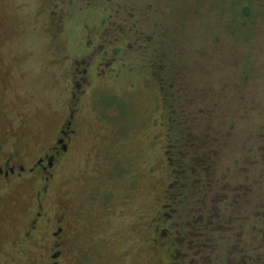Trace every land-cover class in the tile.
<instances>
[{"label": "rangeland", "instance_id": "obj_1", "mask_svg": "<svg viewBox=\"0 0 264 264\" xmlns=\"http://www.w3.org/2000/svg\"><path fill=\"white\" fill-rule=\"evenodd\" d=\"M250 1L245 15L247 0H0L4 53L25 55L0 70L15 87L6 91L9 120L21 118L25 132L46 146L70 101L76 106L78 131L52 198L67 201L84 223L102 217L96 259L169 263L168 245L159 252L150 246L169 202L167 143L185 139V130L197 143L181 141L176 152L203 154L201 167L213 162L216 185L249 178L253 203L264 210V0ZM244 158L247 170L235 171ZM111 184L126 202L103 192ZM203 189L196 180L187 204ZM105 207L111 212L102 216Z\"/></svg>", "mask_w": 264, "mask_h": 264}, {"label": "flooded vegetation", "instance_id": "obj_2", "mask_svg": "<svg viewBox=\"0 0 264 264\" xmlns=\"http://www.w3.org/2000/svg\"><path fill=\"white\" fill-rule=\"evenodd\" d=\"M54 26L55 23L51 22L49 29ZM6 40H0V70L7 68L9 61L25 57L22 51L20 55L17 52L7 56L4 53ZM72 71L75 75V68ZM72 75L73 82L79 84L83 81V76L77 80ZM8 89L15 90L13 82L7 85L0 74V264H111L103 257L96 259L103 244L100 237L94 235V230L103 222L102 217L93 214L84 223L77 219V213L75 216L67 201L52 198L56 173L69 154L78 131L72 113L76 106L70 101L68 117L57 128L51 143L44 146L39 144L36 135L30 137L25 132L21 118L18 122L9 120L10 111L4 104ZM70 96L76 97V90ZM30 112L33 113L34 108ZM185 131V139L181 135L176 143H167L170 178L166 197L169 202L162 204L165 210L155 223L157 236L153 237L151 251L159 252L162 246L167 250L169 247L168 264H264V210L253 203L249 178L234 185L229 182L232 177L216 185L210 175L213 162L201 167L198 165L205 161L200 158L203 154L195 156L189 151L176 152L183 145L181 141H186L190 148L196 141L195 136ZM208 147L203 150L206 154ZM261 155L256 152L255 157L259 159ZM246 159L235 171L247 170ZM237 161L235 158L233 162ZM257 162L261 168L262 159ZM177 164H181V168L176 171L173 167ZM197 173L202 174L201 178ZM196 180L204 186L202 195L187 204L186 199L190 198ZM112 187L111 184L102 190L119 197L120 203L126 202V196L120 192L117 194ZM180 200L186 208L182 217L177 212ZM109 212L111 210L105 207L101 215ZM116 217L124 218L123 213L116 214ZM109 236L106 242H114L116 230ZM158 238L161 242H156ZM129 252L130 248L125 247L122 255ZM131 263L126 260L121 264Z\"/></svg>", "mask_w": 264, "mask_h": 264}, {"label": "trees", "instance_id": "obj_3", "mask_svg": "<svg viewBox=\"0 0 264 264\" xmlns=\"http://www.w3.org/2000/svg\"><path fill=\"white\" fill-rule=\"evenodd\" d=\"M249 4H251V1L250 0H247V3L245 4V6L243 7V11H244V14L245 15H248L249 14V12H250V5ZM154 67L156 68V67H158V66H156V65H154ZM159 72V71H158ZM162 80H163V78H162ZM164 97H165V95H164ZM173 119L174 118V116L173 115H171L170 116V119ZM176 171L177 170H180V168H181V164H177V165H175L174 167H173Z\"/></svg>", "mask_w": 264, "mask_h": 264}]
</instances>
